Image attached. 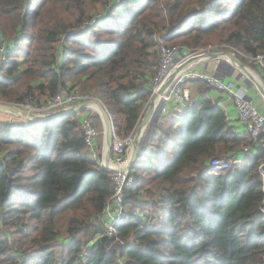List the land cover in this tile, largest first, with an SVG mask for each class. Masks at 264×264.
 I'll use <instances>...</instances> for the list:
<instances>
[{"label":"trees","instance_id":"obj_1","mask_svg":"<svg viewBox=\"0 0 264 264\" xmlns=\"http://www.w3.org/2000/svg\"><path fill=\"white\" fill-rule=\"evenodd\" d=\"M140 1L85 27L93 20L84 21L87 0H0V52L7 54L0 102L40 104L38 95L75 92L65 77H78L98 90L115 132L128 137L151 97L160 45L192 51L215 37L247 56L264 55V0H206L194 10L188 0ZM237 58L264 82V68ZM172 115L167 131L160 116L147 134L125 194L127 207L144 212L152 204L156 215L129 212L115 238L105 227L113 173L90 157L78 113L28 122L20 132L0 122V264H81L84 255L87 264H264V132L256 143L241 136L209 99ZM248 146L252 156L242 149ZM241 157L225 171L210 166ZM154 183L162 184L159 200L147 202L143 193ZM63 217L70 244L57 254ZM116 238L126 245L121 252Z\"/></svg>","mask_w":264,"mask_h":264},{"label":"built area","instance_id":"obj_2","mask_svg":"<svg viewBox=\"0 0 264 264\" xmlns=\"http://www.w3.org/2000/svg\"><path fill=\"white\" fill-rule=\"evenodd\" d=\"M128 0H116L115 4L122 5ZM214 1V0H212ZM100 18H94L91 22L87 23L86 26L94 25ZM73 34L72 31L68 32V35ZM222 48L217 51H212L213 48H208L204 50L197 51H186L180 46H167L162 44L159 46V65L155 76L151 82V97L146 105L145 113L147 112L148 106L151 102H155L156 107L160 106V116L169 117L171 115V106L176 107H186L191 104V91L187 85L191 82H201L215 90L219 93L226 94L234 102L236 109L239 112V119L245 125L247 137L256 143L259 141L261 135L264 132V116L261 115L253 106V104L248 100L246 95L241 90H235L232 85H227L222 78L207 75L201 72L195 71L193 68H188L177 73L178 68L185 64L190 59L199 57L206 53H221L224 51L231 52L236 58L237 55L242 56L249 62L255 63L261 68H264V55H258L256 57H250L236 49L229 48L226 45H222ZM229 49V50H228ZM239 59V58H237ZM7 61V54L4 49L0 52V70ZM241 61V60H240ZM165 88L163 93L161 91ZM264 100V96L261 95ZM101 102L99 99L91 96L90 94H80L78 92H69L68 90H61L55 96L43 101L40 104H33L30 100L19 104L15 103L14 106L22 108L27 112L33 114L34 116H48L51 114H56L64 110L75 107L79 104L87 103L91 105L95 102ZM102 103V102H101ZM103 104V103H102ZM91 111L80 124L81 130L84 134L85 148L89 152L90 157L106 169H114L115 171L112 176V182L114 186V194L109 201L107 208L105 210L106 219V235L110 238L116 237V226L131 220V214L127 210L126 205V191L134 186L135 179L131 175V171L121 172L125 170L128 165L129 158L127 154V148L133 145V140L135 137V132L128 136L125 140H117L114 138L111 163L106 164L104 159H100L99 154V131L95 126L94 122L99 114V109L96 111L91 108L87 109ZM145 113L142 118H144ZM96 115V116H95ZM16 117L22 118L20 116L14 115ZM28 122H32L26 118H22V122L15 125V122L10 120L12 126H26ZM116 137V136H115ZM243 151L246 154L251 153V147H245ZM243 161L239 159L229 160L215 158L211 161V168L215 171H225L230 168L233 164H241ZM109 169H106L109 171ZM117 249L119 252L125 249L126 245L119 241ZM118 264H124L122 259L117 260Z\"/></svg>","mask_w":264,"mask_h":264},{"label":"rangeland","instance_id":"obj_3","mask_svg":"<svg viewBox=\"0 0 264 264\" xmlns=\"http://www.w3.org/2000/svg\"><path fill=\"white\" fill-rule=\"evenodd\" d=\"M112 1L113 0H87V4H86V7H85L86 15H85L84 21H87L88 19H94L96 17L100 18L101 16L105 17L107 15H110L111 14L110 12L115 9L114 7L118 6L117 4L113 5ZM145 1L146 0H141L139 4L141 6H144V2ZM168 1L174 2L176 0H160V4H167ZM209 1H212V0H209ZM206 2H207L206 0H188L187 4H186V7L189 8V9L191 8L190 10L200 9L201 7L204 6V4H206ZM108 10H110L109 13H107ZM112 15H113V13H112ZM78 16H79V14H78ZM104 17L102 19H104ZM64 19L67 22H72V20L68 17V15H65ZM107 23H109V22H107ZM107 23L102 24L101 25L102 28L104 26H106ZM76 27H77V24L75 22H73L72 25L70 26L69 30L67 31V34H68L69 31H72L74 33ZM85 27H89V26H85ZM85 27H83L84 30H85ZM163 34H164V31H161V33L157 36V40H160V38L163 36ZM210 41H211V43L209 44V47L198 48L196 50L195 49H191V50L195 52L197 50L199 51V50H204V49H208V48L225 49V48H222V45H225V44H221V43H224V42H218L217 38H215V37L211 38ZM177 45L181 46L182 43H179ZM74 48H76V45L74 46ZM229 48H231V47H229ZM246 66L249 67V70H251L253 72V74H255L256 77L258 76L259 79L262 81V78L259 75L260 72L257 71L254 68V66H248L247 64H246ZM65 80L68 82V85L71 87V89L73 91L78 92L80 94H90L91 96H94L95 98L99 99L103 103V106L105 107L103 100H101L100 97L98 96L99 95L98 94V90L92 89V86H93L92 84L86 85L83 82L84 80H81L78 77L66 76ZM16 89H17V87H16ZM38 96H39L38 98H40L41 102H43V101H45V100L50 98V96H40V95H38ZM36 102H38V101H36ZM0 103H5V104H9V105L15 104V103L6 102V101H1ZM87 112L91 113V111H88V110H87ZM10 116H11L10 120H12L14 122H15V120L20 119L19 117H16L13 114H11ZM96 117H97V119L95 120L94 124L97 127V129L99 131V134H100L99 142H98L99 143V147H100L99 154H100V159L103 160L104 159V151H103V149H104V141H105V123L102 121V118L100 117V115H97ZM115 118H116V120L118 122V126L119 127L124 126V117L121 114H116ZM143 120H144V118H140L139 123H138V125H137V127L135 129L136 132H137V129L139 127H141V125L143 123L142 122ZM173 120H174V115H171L170 117H167L166 119H162L161 121H159L160 122L159 126L161 128H164V130L167 131V129L171 126ZM0 122H5V121H1L0 120ZM7 123H9V121ZM21 129H22V126L19 127V128L13 129L12 131L13 132H20ZM149 130H150V127H147L145 129V131L143 132L142 142H144V140L146 139V136H147ZM114 131H115V129H114ZM116 133L117 132H115V136H116L115 139H117V140H125L127 138L125 133H122V134H118V133L116 134ZM12 148H14V147H12ZM132 151H133L132 150V146L127 148V154H128L129 160H130ZM161 185H162L161 183H154L153 185L150 186V191L149 192H145V194L143 193V195L146 198L147 202L155 203L156 201L159 200V194H160ZM127 210L129 212L142 213V215H144L145 217H149V218L153 217V214L156 215L155 214L156 211L152 208V204L144 212L141 209H139V208H134L133 205H128ZM66 224H67V219L64 218V217L61 218L58 221L57 228H58V231H59V240H58V242L55 245V251L57 252V254H61L63 252L64 248L66 247L65 245L66 244H70V243H67L68 242V240H67L68 237H67ZM85 240H86V238H85ZM81 264H87L86 255H84L83 259L81 260Z\"/></svg>","mask_w":264,"mask_h":264},{"label":"crops","instance_id":"obj_4","mask_svg":"<svg viewBox=\"0 0 264 264\" xmlns=\"http://www.w3.org/2000/svg\"><path fill=\"white\" fill-rule=\"evenodd\" d=\"M211 53H215V52H211ZM188 68H193L197 72L222 78L227 85H232L233 88H235V90H241L246 95L248 100L253 104L255 109L261 115L264 116V100L261 97V92L256 87L252 79L246 76L242 71L237 69L229 61V58L227 56L221 55L220 57L213 59L206 58L202 61L192 63ZM262 83L264 84L263 80ZM187 87L191 91V99L193 104H197L205 99L211 100L216 106L220 107L225 112L230 126L235 127L236 131L239 134H241V136L247 138L246 127L240 121L239 112L236 109L234 102L231 98H229L226 94H222L215 90H212L211 88L205 86V84L201 82H191L187 85ZM178 108L180 107H176L174 105L171 106L170 107L171 115L172 112L173 114L177 112ZM77 113H78V117L80 116L79 118L80 121H82L87 115H89V112H87V110L79 111ZM180 113H182V111ZM10 115L11 114L8 115V113L0 111V120L5 121V123L9 121L10 123V119H11ZM20 122H22V118L15 120V125H17ZM148 127H150V130L148 132L150 133V131H152L151 129L154 127L153 122ZM242 149H244V147ZM247 155L252 156L253 155L252 151L250 154ZM243 159L244 158L241 157V159L239 160L243 161ZM106 219L108 221L107 217Z\"/></svg>","mask_w":264,"mask_h":264},{"label":"water","instance_id":"obj_5","mask_svg":"<svg viewBox=\"0 0 264 264\" xmlns=\"http://www.w3.org/2000/svg\"><path fill=\"white\" fill-rule=\"evenodd\" d=\"M221 55L227 56L229 58V61L240 71H242L246 76H248L249 78H251L253 80V82L255 83L256 87L259 89V91L261 92V95L264 96V84L262 83V81L259 79L258 77V83L252 78V76L250 74H248V71L252 72L251 70H249V68L239 59H237L231 52L228 51H224L221 53H206L203 54L199 57L190 59L189 61H187L185 64H183L180 68H178L177 73H180L182 70L184 69H188V67L194 63V62H199L202 61L206 58H218ZM165 90V88L161 91V93H163V91ZM96 105L99 106L100 110H99V114L100 117L102 118V121L105 123V141H104V161L106 164H110L111 163V154H112V147H113V141L115 138V131H114V125L113 122L111 120V117L109 115V112L107 111V109L103 106V104L101 102L96 101L95 102ZM90 107V105H88L87 103L84 104H79L75 107H72L70 109L64 110L62 112L56 113V114H51L48 116H34L33 114L27 112L26 110L19 108L17 106L14 105H9V104H5V103H0V111L8 113V114H13V115H17L20 116L22 118H26L32 122H37V121H48L54 118H58V117H62L65 115H69V114H73V113H77L79 111H85ZM160 106L156 107L155 102H151L148 106L147 112L145 113L144 116V120L142 121V125L141 127H139L137 129V132L135 134L134 140H133V145H132V154L130 157V160L128 162L127 167L125 168V170H122L121 172H126V171H131L139 154L140 149L146 145L148 143V139H146L145 142H142V135L143 132L145 131V129L152 124L157 123V121L160 118ZM152 131H150L149 136L153 133L154 127L151 129ZM148 136V137H149ZM105 147H106V151H105ZM106 169H109V167L107 166ZM109 171L113 172L115 171L114 169H109Z\"/></svg>","mask_w":264,"mask_h":264},{"label":"bare ground","instance_id":"obj_6","mask_svg":"<svg viewBox=\"0 0 264 264\" xmlns=\"http://www.w3.org/2000/svg\"><path fill=\"white\" fill-rule=\"evenodd\" d=\"M189 23V22H188ZM248 74H250L251 76H252V78L257 82L258 81V78L255 76V74H253V72H250V71H248ZM258 83V82H257ZM259 84V83H258ZM91 108L92 109H94L95 111H96V109L98 110H100V108H99V106L98 105H96V104H94V103H92L91 105ZM105 151H106V147H105Z\"/></svg>","mask_w":264,"mask_h":264}]
</instances>
